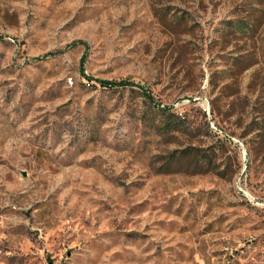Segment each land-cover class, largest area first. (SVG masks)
<instances>
[{
	"label": "rangeland",
	"instance_id": "374dc122",
	"mask_svg": "<svg viewBox=\"0 0 264 264\" xmlns=\"http://www.w3.org/2000/svg\"><path fill=\"white\" fill-rule=\"evenodd\" d=\"M0 264H264V0H0Z\"/></svg>",
	"mask_w": 264,
	"mask_h": 264
},
{
	"label": "trees",
	"instance_id": "16d2710c",
	"mask_svg": "<svg viewBox=\"0 0 264 264\" xmlns=\"http://www.w3.org/2000/svg\"><path fill=\"white\" fill-rule=\"evenodd\" d=\"M176 128V126H175ZM222 144H224V141L221 142ZM193 150L194 147H191ZM184 150H174L172 151L168 157H167V161L165 162L164 167L166 169H164V172L170 173V172H178L181 171L182 166H192L193 171L192 172H197V173H206V172H210L212 170H215V173L220 176V177H225L226 176V171L225 169H219L218 166L215 167H211V158L209 156H197L196 153L191 152L190 154L186 153L184 156H188L190 159L188 161V159L186 160L187 163L186 165H184L185 163H183L181 161L183 155L181 153H183ZM189 167H187L185 169L186 172H191V170H188Z\"/></svg>",
	"mask_w": 264,
	"mask_h": 264
}]
</instances>
